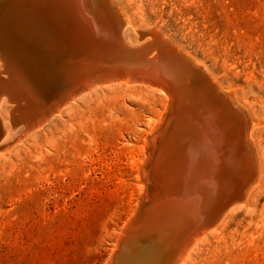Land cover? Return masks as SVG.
<instances>
[{"label":"rangeland","instance_id":"obj_1","mask_svg":"<svg viewBox=\"0 0 264 264\" xmlns=\"http://www.w3.org/2000/svg\"><path fill=\"white\" fill-rule=\"evenodd\" d=\"M113 1L126 41L158 28L233 95L251 125L255 179L182 264H264V0ZM166 104L150 87L103 86L21 136L23 123H8L0 99V264H107L137 210L146 139Z\"/></svg>","mask_w":264,"mask_h":264},{"label":"water","instance_id":"obj_2","mask_svg":"<svg viewBox=\"0 0 264 264\" xmlns=\"http://www.w3.org/2000/svg\"><path fill=\"white\" fill-rule=\"evenodd\" d=\"M23 1L35 18L49 25L50 42L68 68L66 89L76 86L73 92L80 93L102 80L126 78L171 96L165 127L152 153L154 173L141 210L143 222H171L198 213L193 224L198 231L216 223L233 202H241L253 168L232 111L215 104L210 87L193 76L162 39L154 34L141 39L135 32L138 43L127 45L121 38V19L96 0ZM3 78L0 73V97L11 107L8 122L14 127L22 123V103L18 90L12 89L15 84ZM1 135L0 131V139Z\"/></svg>","mask_w":264,"mask_h":264},{"label":"bare ground","instance_id":"obj_3","mask_svg":"<svg viewBox=\"0 0 264 264\" xmlns=\"http://www.w3.org/2000/svg\"><path fill=\"white\" fill-rule=\"evenodd\" d=\"M96 1L98 3L102 2L110 12L113 11L117 18L121 19L123 25L126 24L127 21L124 14L118 5H115L113 0ZM26 3L23 0H0V60L3 67L0 73L4 74L3 79H7L6 81L15 84L12 87L14 91L18 90L16 97L22 103L20 104L21 108L18 109V116L20 117V122L24 123L21 136L26 135L31 130L35 131L40 128L44 123L49 121L48 118L54 113L57 112V114H60L61 110L65 107L62 104L66 100H72V98L79 94L73 92L74 90L76 91L75 88H78L76 86H74L75 88L66 89V86L70 82L67 77L68 68L66 67L63 55L55 50L52 41L50 42L51 38L49 36L51 34L48 30V23L40 19L41 17L35 18L30 11V7H28L29 5ZM157 29L135 31L141 39L151 34H154L160 40L162 39L178 55L182 63L191 71V74L201 78V81L207 87H210V92L207 91L208 94L212 93L210 97L214 99L215 104L228 107L232 111V117L237 127L236 130L250 153L253 168V177L241 194L240 201H242L244 196H246L245 194L250 183L253 182L257 173L254 163L256 160L254 159L255 155L253 156L254 152L252 153L250 146L252 140L250 132L251 125H249V120L245 115L244 111L246 110L244 108L243 110L235 102L233 95L231 96L229 91L222 90L218 86L214 80L215 78L208 74L209 72L206 71L207 68L204 69L201 65L202 63L198 64L193 61L191 59L192 56L188 53L191 56L189 58L187 53L180 51L177 45L171 42L172 40L169 41L170 39L167 36L165 37ZM121 38L127 45L136 46L126 41L123 30H121ZM111 85L150 87L154 91L163 94L162 91L147 85V83L144 84L126 78H121L115 82L102 80L83 90L89 91ZM165 96L167 101L165 111L161 114L157 125L146 139V160L141 165L138 174L143 187L141 192L142 196L139 199L135 214L123 225L117 239L116 248L111 250L112 252L107 264H130L131 262L137 264H182L190 251L207 235L206 233L213 229L212 227L215 224L220 223L223 218L222 216L225 215L224 211L216 223L208 225L209 227L206 226V228L204 227L198 231L196 230L197 225H193L197 222V218L199 217L198 213L193 216L184 214L174 218L171 222L161 221L151 224L142 221L143 216L141 212L143 211L142 208L147 205L148 190L154 173L151 166L152 153L155 145H158L156 144V141H158L157 137L165 127V120L167 121L169 115L171 96L168 94ZM65 98L66 100L63 101ZM0 99L5 100L6 103L5 98L0 97ZM61 106L62 109H60ZM13 109L15 110V107ZM1 117L0 111V131L1 136H3L7 128L2 122L3 119ZM148 249L155 256L146 261L144 259L146 253L149 252Z\"/></svg>","mask_w":264,"mask_h":264}]
</instances>
